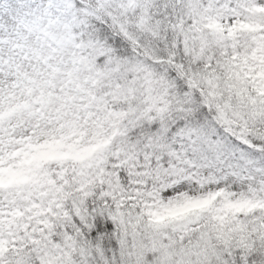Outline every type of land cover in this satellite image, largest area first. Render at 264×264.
I'll return each instance as SVG.
<instances>
[{
	"label": "snow or ice",
	"instance_id": "1",
	"mask_svg": "<svg viewBox=\"0 0 264 264\" xmlns=\"http://www.w3.org/2000/svg\"><path fill=\"white\" fill-rule=\"evenodd\" d=\"M0 264H264V0H0Z\"/></svg>",
	"mask_w": 264,
	"mask_h": 264
}]
</instances>
